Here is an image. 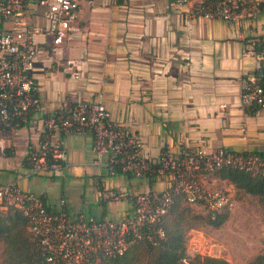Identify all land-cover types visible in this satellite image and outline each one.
<instances>
[{"label":"crops","instance_id":"crops-1","mask_svg":"<svg viewBox=\"0 0 264 264\" xmlns=\"http://www.w3.org/2000/svg\"><path fill=\"white\" fill-rule=\"evenodd\" d=\"M170 2L77 0L75 31L58 44L51 35L34 36L32 74L44 110L27 125L0 126V184L15 181L50 208L63 198L71 214L112 220L131 214L135 194L166 188L164 177L110 176L104 169L97 176L89 131L61 135L60 175L32 173L25 153L41 139L42 115L78 101L102 105L140 140V156L150 161L162 149L264 153V107L251 112L240 99L241 80L259 64L253 47L264 36V1L244 5L239 24L193 16L189 6ZM23 17L44 25L33 4ZM101 189L122 197L102 202Z\"/></svg>","mask_w":264,"mask_h":264},{"label":"built area","instance_id":"built-area-1","mask_svg":"<svg viewBox=\"0 0 264 264\" xmlns=\"http://www.w3.org/2000/svg\"><path fill=\"white\" fill-rule=\"evenodd\" d=\"M264 0H171L172 7L189 6L190 14L207 19L239 24L241 9L258 7ZM37 7L44 25L26 21L27 5ZM77 0H0V126L27 125L33 114L43 112L36 93L33 71L36 34H47L58 44L75 31ZM264 43V38L262 39ZM264 65V51L257 54ZM259 65V64H258ZM253 73L241 80V103L264 107V90ZM89 131L96 175L104 169L110 176L129 172L136 177H164L167 185L160 192H142L132 196L130 215L112 220L78 212L71 214L60 198L55 208L41 197L21 190L15 181L0 184V203L17 209L35 237L41 255L48 264H95L99 257L122 255L132 242L153 245L164 236L162 221L176 196L187 205H199L211 218L230 212L233 201L226 190L212 189V173L231 167L264 175V157L246 156L215 148L182 149L174 155L162 149L158 157L140 156L141 142L127 129L112 122L102 105L76 102L69 109H56L41 117V139L27 146L25 163L34 174L60 175L66 166L60 137L71 132ZM102 202L118 200L120 192L101 189ZM179 264H197L185 255Z\"/></svg>","mask_w":264,"mask_h":264},{"label":"trees","instance_id":"trees-1","mask_svg":"<svg viewBox=\"0 0 264 264\" xmlns=\"http://www.w3.org/2000/svg\"><path fill=\"white\" fill-rule=\"evenodd\" d=\"M206 1L215 2L217 0ZM263 38L264 36L256 38L253 47L259 55L264 51ZM253 74L258 77L257 83L264 90V65L259 63ZM246 106L251 112L258 108L254 103ZM237 154L243 156L256 154L264 157V153ZM211 175L232 185L238 191L256 197L258 204L264 208V175L251 174L231 167H222ZM153 177V175L147 176L149 179ZM182 204L185 203L181 196H176L162 221L164 236L153 245L132 242L122 255L114 258L101 256L96 263L105 260L111 264H179L180 259L188 255L184 243L187 215H185L186 208ZM227 215V211H222L212 218L205 214L204 221L212 228H218ZM0 241L2 242V264H48L41 255L36 239L30 233L21 213L4 203H0ZM191 257L197 264H230L222 258L207 255L195 254ZM246 264H264V255L257 254Z\"/></svg>","mask_w":264,"mask_h":264},{"label":"rangeland","instance_id":"rangeland-1","mask_svg":"<svg viewBox=\"0 0 264 264\" xmlns=\"http://www.w3.org/2000/svg\"><path fill=\"white\" fill-rule=\"evenodd\" d=\"M210 182L212 189L227 191L233 206L224 222L218 228H212L204 221L202 207L182 204L187 215L184 235L187 254L222 258L230 264H246L257 254L264 255V208L258 204L256 197L224 185L215 178ZM1 251L0 241V264ZM95 264L111 263L100 260Z\"/></svg>","mask_w":264,"mask_h":264}]
</instances>
